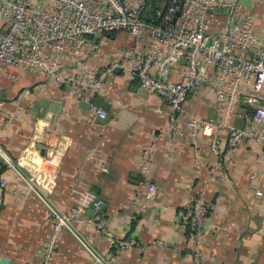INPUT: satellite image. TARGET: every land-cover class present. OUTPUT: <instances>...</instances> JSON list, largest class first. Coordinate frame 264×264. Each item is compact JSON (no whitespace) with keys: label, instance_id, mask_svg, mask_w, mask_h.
Listing matches in <instances>:
<instances>
[{"label":"crops","instance_id":"1","mask_svg":"<svg viewBox=\"0 0 264 264\" xmlns=\"http://www.w3.org/2000/svg\"><path fill=\"white\" fill-rule=\"evenodd\" d=\"M242 3L257 17L256 32L264 35V0ZM132 42L126 32L109 34L91 61L105 66L116 49ZM41 79L35 74L19 75L14 81L0 76L6 107L14 106L19 90ZM97 95L107 105V110L100 108L107 115L105 122L92 110L96 107L86 108L62 88L30 94L26 114L0 131V147L64 216L76 205L84 208L91 221H72V225L102 260L192 264L196 252L192 224H182L179 214L201 195L207 216L198 264H264V146L242 141L225 149L222 162L228 178L217 175L208 180L214 156L207 136L199 138L200 168L195 167L183 136H176L172 145L163 138L153 139L154 130L168 126L169 108L157 94L140 90L134 78L116 69ZM185 106L195 115L224 117L206 89L189 96ZM3 118L1 110L0 124ZM240 119L241 114L235 123ZM48 129L51 134L46 138ZM49 141L57 147L53 164L43 160ZM151 143V180L157 190L146 198L141 194L140 163ZM96 159L102 164L96 165ZM14 189L30 188L0 157V264H41L42 243L56 223V214L33 190L21 200L13 195ZM100 220L105 221L103 230L95 225ZM116 238H134L137 245L118 253ZM49 264L103 262L65 227Z\"/></svg>","mask_w":264,"mask_h":264},{"label":"built area","instance_id":"2","mask_svg":"<svg viewBox=\"0 0 264 264\" xmlns=\"http://www.w3.org/2000/svg\"><path fill=\"white\" fill-rule=\"evenodd\" d=\"M147 2L0 0V76L11 81L23 74L42 78L19 90L12 108L6 107V88L0 85V111L4 114L0 131L26 114L30 94L62 88L76 101L88 102L102 91L108 75L121 69L137 81L140 90L157 94L169 108L168 126L154 130L153 139L163 138L172 145L176 136H183L191 147L195 167L200 168L199 138L207 136L214 156L208 180L217 175L227 179L222 162L225 149L242 141L264 146V35L256 32L257 17L242 0H158L149 17ZM116 32L129 34L131 46L116 49L105 66L92 62L106 36ZM201 89L212 94L222 120L188 111L186 100ZM92 110L100 118L106 115L100 108ZM240 114L242 128L235 125ZM50 134L46 130V138ZM46 145L44 163L53 164L57 147L52 141ZM153 147L154 143L146 146L145 159L140 163L141 194L146 198L155 196L157 190L151 180ZM95 164H102L101 159ZM249 177L253 179L255 174ZM30 190L14 189L12 193L23 200ZM206 216L201 195L179 214L182 224H192L196 248L192 264H198L201 257L198 249ZM65 217L71 223L91 221L81 205L72 207ZM104 222L95 225L103 230ZM65 227L56 214V223L42 243L41 264L50 263ZM114 245L120 253L136 246L137 241L116 238Z\"/></svg>","mask_w":264,"mask_h":264},{"label":"water","instance_id":"3","mask_svg":"<svg viewBox=\"0 0 264 264\" xmlns=\"http://www.w3.org/2000/svg\"><path fill=\"white\" fill-rule=\"evenodd\" d=\"M219 13V12H217ZM220 13H225V11H222ZM182 62H184V60H182ZM84 104V106L86 108H90L91 106H94L96 108H104L105 110H107V105L105 102H103V98L101 96H95L94 98L90 99L88 102H82ZM103 110V109H102ZM243 113H247L248 110H240ZM107 118V115H105L104 118L101 119L102 122H105ZM236 127L238 128H242L244 125V120L240 119L235 123ZM0 157L4 158L16 171L17 173L23 178V180L27 183V185L30 187L31 190H33L42 200H44V202H46L48 204V206L52 209V211H54V213H56L65 223V225L72 231L74 232L77 236H79V238L82 240V242L87 246V248L89 250H91V252L100 260L103 262V264H107L105 261L102 260V258L85 242V240H83L81 238V236L77 233V231L75 230L74 226L72 225V223L70 221H68L66 219V217L59 212L48 200V198L46 197V195L38 188V186L30 179V177L28 175H26V173L18 166V164L14 161H12L5 153L4 151L1 149L0 147ZM91 211L92 208H91ZM87 213V212H86Z\"/></svg>","mask_w":264,"mask_h":264},{"label":"trees","instance_id":"4","mask_svg":"<svg viewBox=\"0 0 264 264\" xmlns=\"http://www.w3.org/2000/svg\"><path fill=\"white\" fill-rule=\"evenodd\" d=\"M158 6V0H148L147 2V16L149 17L150 14H153L154 10L156 9V7ZM192 231V228H191Z\"/></svg>","mask_w":264,"mask_h":264},{"label":"rangeland","instance_id":"5","mask_svg":"<svg viewBox=\"0 0 264 264\" xmlns=\"http://www.w3.org/2000/svg\"><path fill=\"white\" fill-rule=\"evenodd\" d=\"M169 79V78H168Z\"/></svg>","mask_w":264,"mask_h":264}]
</instances>
